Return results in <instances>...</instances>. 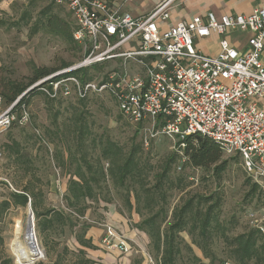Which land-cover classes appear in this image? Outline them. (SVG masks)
I'll return each mask as SVG.
<instances>
[{
	"label": "built area",
	"instance_id": "obj_1",
	"mask_svg": "<svg viewBox=\"0 0 264 264\" xmlns=\"http://www.w3.org/2000/svg\"><path fill=\"white\" fill-rule=\"evenodd\" d=\"M53 1L71 14L81 56L38 79L10 103L0 95V157L2 136L30 122L28 103L21 102L29 91L37 89L53 100L105 93L125 119L152 122L157 132L176 139V148L199 133L222 152L237 154L264 195V6L247 15L208 12L163 29L177 0H161L140 16L104 0ZM235 29L251 32L244 51L224 37ZM212 32L221 36L218 50L206 54L194 41ZM103 63L114 68L105 71ZM252 226L264 232V209ZM100 243L109 252H131L127 238L109 224H103Z\"/></svg>",
	"mask_w": 264,
	"mask_h": 264
},
{
	"label": "rangeland",
	"instance_id": "obj_2",
	"mask_svg": "<svg viewBox=\"0 0 264 264\" xmlns=\"http://www.w3.org/2000/svg\"><path fill=\"white\" fill-rule=\"evenodd\" d=\"M50 3L51 0H0V79L3 81L27 83L35 68L59 69L63 63L70 65L80 58L81 50L66 44L59 37L45 32H30L41 11ZM52 7L60 17L74 23L65 6L53 2ZM100 66L105 71L114 68V64L109 67L103 63ZM94 74L92 72V76H96ZM27 103L30 122L23 126H13L2 136L0 203L7 198L9 191L27 185L42 193L40 211L60 208L70 213L72 226L55 225L49 232L40 233L35 224L36 241L44 257L33 264L50 263L58 253L63 254L66 263H72L75 255L71 252H76L79 247L75 233H80L82 224L100 226L108 204L115 205L119 212L124 213L130 225L145 217L133 210L129 212L124 205L123 199L128 190L134 204L132 190L136 185L117 186L108 175L95 188L97 200L86 201L88 207L82 217L69 209L64 195L68 179L77 165L83 163L81 155H86L93 169H99L101 164L106 171L108 162H98L106 139L120 145L125 151L132 144L140 145L143 179L145 183L148 181V186H152L155 183L154 173L168 160L177 141L157 132V127L152 122L136 123L125 119L114 101L105 93L92 94L83 102L74 98L51 101L43 94L36 93L29 97ZM81 117L87 127L83 129L84 136L78 145V131L75 127ZM8 143L11 148L6 146ZM222 157L228 160V166L219 179L202 168L183 170L188 177L186 186L182 190H167L166 193L168 218L173 207L183 204L191 197L196 196L197 199V196H219L221 204L216 210L219 227H225L228 235H235L252 226V219L259 217L264 209V199L255 197L253 201L247 202L245 195L249 187L245 184L247 175L240 156L222 152ZM62 159L65 160L64 164L61 163ZM177 166V163L171 165L172 180L181 172ZM83 169H86L84 164ZM143 205L144 202L141 201L139 206ZM205 207L206 205L199 206L201 211ZM26 217L27 207L11 205L3 209L0 205V264H17L14 251L23 244ZM192 223L193 220L189 219L185 230L179 234L180 252L177 264H191L193 255H198L203 264H237L229 255L220 237L221 231L214 226V221L206 239L199 234L198 222L196 227H192ZM127 240L131 246L130 253L143 255L150 264H158L148 237L143 245ZM64 246L69 252L62 250Z\"/></svg>",
	"mask_w": 264,
	"mask_h": 264
},
{
	"label": "trees",
	"instance_id": "obj_3",
	"mask_svg": "<svg viewBox=\"0 0 264 264\" xmlns=\"http://www.w3.org/2000/svg\"><path fill=\"white\" fill-rule=\"evenodd\" d=\"M53 2L51 0V3L41 11L30 32L32 34L45 32L54 35L66 44L81 50L79 44L73 38L74 23L65 20L54 12ZM68 64L63 63L59 69L68 66ZM57 69L35 68L27 83L0 79V95L4 98L5 103H10L35 81ZM36 93H39L37 89L29 91L22 97L21 102L28 101L29 97ZM78 100L79 102L84 101V99ZM86 127L87 123L84 119L79 118L75 127L78 131V145L82 142L83 129ZM1 144L3 148L2 140ZM6 146L11 148L9 143ZM141 150L140 145L132 144L130 149L125 151L120 145L106 139L101 147L98 159L99 163L102 161L108 162L106 171H104L101 164L99 169H93L91 162L87 160L86 155L83 153L81 155L83 163L77 165L73 175L68 179L64 195L67 207L82 217L88 207L86 201L97 200L98 196L95 188L108 175L117 186L136 185L135 189L132 190L134 204L131 202V192L128 190L123 199L124 205L129 212L133 210L140 216H145L131 226L137 228L149 238V243L158 264H177V256L180 252L179 234L185 230L189 219L193 220L192 227H196L198 222L199 234L203 239L210 235V228L214 221V226L221 231L220 237L223 239L229 255L237 264H264V232L251 226L241 233L228 235L226 233L227 229L219 227V221H217L218 213H216V210L219 209L221 204L219 196L215 198L212 196H197V199L196 196L191 197L183 204L173 207L168 218L169 209L166 208V193L167 190H182L186 186L188 177L183 172L184 169L202 168L210 171L211 175L217 179L221 178V174L226 170L228 160L222 157V151L214 141L199 133L188 135L185 138V146L174 149L165 164L159 171L154 173L155 183L152 186H148V181L145 183L143 179V167L140 160ZM18 152L19 149L16 150V153ZM233 158L235 157H230V159ZM61 163L64 164L65 160L62 159ZM175 163H177V168L181 172L172 180L170 177L171 165ZM83 164L86 169H83ZM165 184L166 189H164ZM245 184L249 187L245 195L247 202L253 201L255 197L264 199L257 183L246 177ZM41 197L42 193L40 191L26 185L21 189L9 191L7 198L2 200L0 205L3 209L9 208L11 205L27 207L29 202L34 213L36 227L40 233L49 232L55 225L60 227L73 225L71 214L66 213L63 209L47 208L40 211ZM141 201L144 202L142 207L139 206ZM200 205H206L205 209L201 211ZM89 227L82 224L80 233H75V239L79 247L76 252H71L75 255V260L72 263H66L63 254L58 253L54 261L40 264H95V261L88 257L85 251V248H95L91 238L86 237ZM62 250L69 252L66 246ZM191 264L203 263L198 255H193Z\"/></svg>",
	"mask_w": 264,
	"mask_h": 264
},
{
	"label": "crops",
	"instance_id": "obj_4",
	"mask_svg": "<svg viewBox=\"0 0 264 264\" xmlns=\"http://www.w3.org/2000/svg\"><path fill=\"white\" fill-rule=\"evenodd\" d=\"M111 7L118 8L120 12L130 13L132 16H140L149 12L161 0H104ZM264 6V0H177L170 10V18L162 24L166 29L180 20H190L194 16H205L208 12L217 17L224 14H249L255 7ZM251 32L248 30H228L224 37L237 50L244 51ZM221 36L210 33L207 37L196 38L195 47L206 54H215L218 50ZM264 63V49L261 53ZM102 223L98 227H89L86 237H90L95 248H85L87 256L95 261V264H150L143 255L134 253L121 254L118 250L107 251L100 243L103 233V224L112 225L127 239L136 243L146 244L147 236L137 228L132 227L124 213L119 212L116 206L107 205ZM137 221V220H136ZM133 221V222H136Z\"/></svg>",
	"mask_w": 264,
	"mask_h": 264
},
{
	"label": "bare ground",
	"instance_id": "obj_5",
	"mask_svg": "<svg viewBox=\"0 0 264 264\" xmlns=\"http://www.w3.org/2000/svg\"><path fill=\"white\" fill-rule=\"evenodd\" d=\"M14 254L17 264H33L39 258L44 257V253L38 245L36 237L30 242L26 235H24L23 244L16 247Z\"/></svg>",
	"mask_w": 264,
	"mask_h": 264
},
{
	"label": "water",
	"instance_id": "obj_6",
	"mask_svg": "<svg viewBox=\"0 0 264 264\" xmlns=\"http://www.w3.org/2000/svg\"><path fill=\"white\" fill-rule=\"evenodd\" d=\"M34 232H35L34 213L32 211L30 203L28 202L27 217L25 224V235L29 238L30 242L32 241V239L33 240L35 239Z\"/></svg>",
	"mask_w": 264,
	"mask_h": 264
}]
</instances>
